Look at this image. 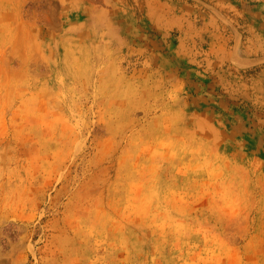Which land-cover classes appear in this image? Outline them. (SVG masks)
I'll return each mask as SVG.
<instances>
[{
	"label": "rangeland",
	"instance_id": "rangeland-1",
	"mask_svg": "<svg viewBox=\"0 0 264 264\" xmlns=\"http://www.w3.org/2000/svg\"><path fill=\"white\" fill-rule=\"evenodd\" d=\"M0 264H264V0H0Z\"/></svg>",
	"mask_w": 264,
	"mask_h": 264
}]
</instances>
